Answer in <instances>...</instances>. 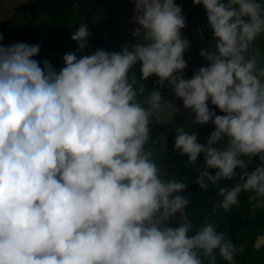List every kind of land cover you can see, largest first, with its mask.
Listing matches in <instances>:
<instances>
[{
  "label": "clouds",
  "instance_id": "obj_1",
  "mask_svg": "<svg viewBox=\"0 0 264 264\" xmlns=\"http://www.w3.org/2000/svg\"><path fill=\"white\" fill-rule=\"evenodd\" d=\"M175 1L182 4L133 0L136 42L117 51L84 54L94 35L80 23L71 35L78 48L59 71L34 58L39 44H0V264H218L217 253L236 264L244 248L207 217L193 223L188 182L162 175L146 146L159 139L152 122L179 112L162 96L167 81L194 113L187 127L175 126L173 148L189 163L203 158L194 182L218 187L213 211L239 206L241 193L264 210V0ZM182 5L198 21L194 6L204 8L211 31L202 33L214 38L196 55L208 63L192 66L191 77L181 30L201 37ZM79 6L80 22L98 15L97 6L89 18ZM52 9L42 18L53 32L73 22ZM138 62L141 81L158 78L146 96L130 76ZM208 123L214 128L199 142L189 129Z\"/></svg>",
  "mask_w": 264,
  "mask_h": 264
},
{
  "label": "trees",
  "instance_id": "obj_2",
  "mask_svg": "<svg viewBox=\"0 0 264 264\" xmlns=\"http://www.w3.org/2000/svg\"><path fill=\"white\" fill-rule=\"evenodd\" d=\"M59 1L61 0H43L45 4H47L49 7L52 6L55 10L61 12V16H63L65 13L62 12L63 9H61ZM65 1L70 4L76 0ZM78 1L82 5L81 8L84 9L83 11L85 12L86 17L89 18L96 9L97 0ZM196 6L197 8L200 7V5ZM62 8L64 7L62 6ZM182 8L187 17L186 19H189L188 22L191 25L190 28L196 33L195 19L193 18L192 14L188 11L186 6L184 7V5H182ZM194 8L201 23L203 33L208 35L207 31L209 30V27L206 24L207 22L205 21L206 15H202L201 12L196 9L195 6ZM63 17L66 18V15H64ZM44 23L45 19L39 22L41 26L44 25ZM69 33L70 32L65 29V24L61 23V26H59L58 29L54 31L55 37L53 39L51 38L50 41L46 39L43 42L42 48H49V51L58 50L62 46L60 44L61 38L65 37L64 34L68 35ZM188 39H191V41H193V39L190 37H188ZM70 40L71 37H67V42L65 41V44L70 42ZM97 48H103L109 51L118 50L117 48L109 47L100 40L91 37L88 39V47L84 54L91 53ZM45 53L46 51L41 54L43 55ZM220 114L223 113L220 112ZM208 126V130L198 139L199 142H204L214 128L211 123H208ZM166 150L167 152H169L168 154H166V159H168L167 161L169 163V168L171 172L170 175L175 176L177 179H183L188 182L186 195L189 196L190 203L186 206V212L189 217L193 220V223L199 225L204 221V218L207 217L218 225V230L226 231L235 244L242 246L244 248V251L238 252L236 254V264H264V247L256 248L253 245V241L256 235H264V210L252 209L254 211H250L249 206L250 204H252L251 202L248 206V202L251 201L249 199L250 193L243 194L241 198H245V202H240L239 206H234L230 211L225 212L223 209H216L215 211H213V206L215 202L220 199V197L217 195L218 187L210 185L207 191H202L194 182L195 177L198 175L197 171L203 167V158L198 157V161L195 164L189 163L187 160V156L182 155L179 150L173 148V146L169 143L168 135L166 136ZM172 158L173 162L171 163ZM255 159L256 158H254V164ZM254 164L250 165V167H253ZM210 171L215 170L210 169ZM234 183L235 181L221 180L218 182V186L231 185ZM222 213L225 214L220 220L218 219V216ZM242 229H244V231H247L245 235H242ZM217 260L218 264H227L226 261H223L219 257L218 253Z\"/></svg>",
  "mask_w": 264,
  "mask_h": 264
},
{
  "label": "rangeland",
  "instance_id": "obj_3",
  "mask_svg": "<svg viewBox=\"0 0 264 264\" xmlns=\"http://www.w3.org/2000/svg\"><path fill=\"white\" fill-rule=\"evenodd\" d=\"M174 2L181 3V2H178L175 0H174ZM99 7L100 8L98 10V15L93 16V18L89 21L85 20L83 22H77V23H74V22L67 23L65 21V25L66 26L69 25L71 29L68 30L70 32L68 35L64 34L65 37L61 38L60 44L62 46L58 50L49 51V48H46V47L42 48V45L44 42L43 40L48 38V35L44 34L47 32V30H46V32L44 30H42L39 27V26H41L39 24L36 25L38 28L37 27L26 28L24 26V22H22V28H19L18 31L16 28H14L11 32L5 31L2 34L3 39L0 40V44L11 45V44H14L16 42H24V43H27L29 45L39 44V46H40L39 53L34 58L37 59L38 61L43 60V59L49 60L51 62V64L57 69V71H59V69L64 66L63 59H62L63 55L67 52L74 51L78 48V44L76 41H73L71 39L70 42H68L66 44H65V41L67 40V37H71L72 33H74L77 30L80 23L88 24L89 31L92 35H94V37L98 38L99 40H101L104 43H107L109 46L117 48L118 50L121 48V46H123L125 44H131V43L136 42V38L133 36V33H132V30L136 27V25L132 21L133 10H134L133 0H132V7L131 6L122 7V9H121L122 11H118V8H112V10H110V7L105 6V5H101ZM187 9L189 10L188 7H187ZM197 10H199L202 15H204V14L206 15L204 8L203 9L197 8ZM43 19H47V18H41L40 21ZM118 20H122L123 24H121V23L119 24ZM16 21H17V19H16ZM58 21H61V19H59ZM188 21L189 20L186 19V25L187 26H188V24H187ZM205 21H206V16H205ZM130 22L132 23V25H129ZM123 26H126V27L124 28ZM181 31L183 34H185V36L193 39V41H191V39H189L190 47L187 51L188 57H189L188 58L189 63L191 64V66H196V68H198L199 66L206 65L208 63L207 61L201 62V63L197 62L196 55H200L199 53H200L201 48L208 47L212 43H208L205 40H203L202 38L195 36L194 33H191L190 31H188L185 28L182 29ZM209 31H211L210 28H209ZM54 37H55L54 32H53V30H51V38H54ZM92 38H93V36H92ZM44 51H46V53L42 55L41 53H43ZM191 53H194V54L190 55ZM77 55L78 56L83 55V52H78ZM185 55H186V53H185ZM133 74H135L137 76V84H136L137 87L145 85V92L143 93V95L146 96L149 94L148 89H152V88L157 87V85L154 83V81H156L158 78L155 75L149 77L145 81H141L139 79V62L130 71V76ZM192 74L193 73L191 71H189V72L185 71V73H184L185 77H191ZM161 92H162V96L165 100H173V102L178 106L179 112L175 115L174 120H172L171 122L167 121V119H162L161 123L153 121L152 125H151V128H152L151 129V136L156 139L158 137H162V134L165 137H166V135H168V141L173 146V143H174L173 137L175 135V132H174L175 126L179 125V126L187 127V125H188L189 121L191 120V117L194 115V113H192L190 109L184 108L182 106V101L179 98H174L173 90L167 84V81L164 82V86L161 89ZM210 107L215 109L214 105H210ZM215 110H216L217 114H220L218 109H215ZM189 130L195 131L197 133L198 139H199L208 130V127L204 126V125H200V124H195V125H192V128ZM155 152H157V147L153 143V154H155ZM168 153L169 152H167V154ZM169 157H167V158H169ZM167 160L168 159H166L167 166L169 167V163ZM172 162H173V158L171 159V163ZM163 165H166V164H163ZM162 169H163V167H162ZM249 196H251V194ZM224 214L225 213L220 214L218 216V219L221 220L223 218ZM171 223H172V226H175L178 223V221L173 220ZM246 232H247L246 230L244 231V229H242V235H245ZM259 236L260 235H258L256 238H254V241H253L254 242L253 245L256 248H259L257 246V240H258ZM261 236H264V235H261Z\"/></svg>",
  "mask_w": 264,
  "mask_h": 264
},
{
  "label": "crops",
  "instance_id": "obj_4",
  "mask_svg": "<svg viewBox=\"0 0 264 264\" xmlns=\"http://www.w3.org/2000/svg\"><path fill=\"white\" fill-rule=\"evenodd\" d=\"M59 4L61 6V9H63L62 12L68 13V16H70V18L74 23L80 22L82 20L81 17L82 14L79 9L80 8L79 5L81 4L78 0L73 1L70 4L67 3L65 0H61L59 1ZM96 4H97L96 5L97 10L100 8L99 6L101 5L109 6L110 10H112V8L128 7V6L132 7V0H97ZM62 6L64 8H62ZM50 7L47 4H45L43 0H0V35H2L5 31L11 32L14 28H16L18 31L19 28H22V22H24V26L26 28L37 27L36 25L39 24L42 16L48 14H56V11L52 9L53 7L52 8ZM39 27L45 32L47 30V32L44 34L48 35V38L46 39L50 41L51 40L50 30L53 29L54 26H50L47 28V26L44 24ZM46 39H44L43 41H45ZM186 60L188 62L187 69H184L183 72L185 73V71L186 72L191 71L193 73L192 71L193 67L189 64V60L188 59ZM204 126H207L209 128L208 124H205ZM152 139L155 138L152 137ZM154 145L157 147V152L153 154V158L157 161L158 164L161 165L166 164L163 165L161 174L167 178V176H169L171 172L166 162V154H167L166 137L162 134V137H159L158 142L154 143ZM146 147L151 148V150L153 151V143L150 142ZM243 194L245 193H241L240 195V202L242 203L245 202V198H241ZM251 202L252 201L248 202V206L249 203ZM249 209L251 212L254 211L252 210L253 208L251 207V204L249 206ZM257 236L258 235H256L255 238Z\"/></svg>",
  "mask_w": 264,
  "mask_h": 264
},
{
  "label": "water",
  "instance_id": "obj_5",
  "mask_svg": "<svg viewBox=\"0 0 264 264\" xmlns=\"http://www.w3.org/2000/svg\"><path fill=\"white\" fill-rule=\"evenodd\" d=\"M194 18L196 20V30H197V33L199 34V36L203 39V40H206L207 42H214V38L213 39H208L206 38L203 33H202V30H201V27H200V22L197 20V18L195 17L194 15ZM261 237V235L259 236ZM258 237V238H259Z\"/></svg>",
  "mask_w": 264,
  "mask_h": 264
}]
</instances>
